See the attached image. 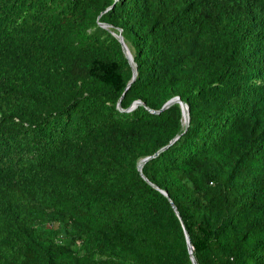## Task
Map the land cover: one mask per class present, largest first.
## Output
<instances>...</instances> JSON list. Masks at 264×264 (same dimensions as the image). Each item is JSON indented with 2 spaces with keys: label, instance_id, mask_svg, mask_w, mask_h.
<instances>
[{
  "label": "trees",
  "instance_id": "trees-1",
  "mask_svg": "<svg viewBox=\"0 0 264 264\" xmlns=\"http://www.w3.org/2000/svg\"><path fill=\"white\" fill-rule=\"evenodd\" d=\"M184 228L264 264V0H0V264H193Z\"/></svg>",
  "mask_w": 264,
  "mask_h": 264
},
{
  "label": "water",
  "instance_id": "water-1",
  "mask_svg": "<svg viewBox=\"0 0 264 264\" xmlns=\"http://www.w3.org/2000/svg\"><path fill=\"white\" fill-rule=\"evenodd\" d=\"M100 25L102 27H105V28H108L110 25L107 24V23H101L100 22ZM114 36L118 38L120 44H121V47H122V50L125 54V56L127 57L129 63L131 64L132 66V70H133V73H132V77H131V80L130 82L127 84V87L126 89L130 86V83L135 79V76H136V67H135V63L133 61V56H132V53L130 52L127 44L125 43L124 41V38H123V35L121 33V29L118 30L117 33L113 32ZM137 103H140V101H136L134 102V105H132V107L136 106ZM173 103H179L180 104V107H181V110H182V115H183V122L185 124V126L188 125V122H189V109H188V106L186 103H184L179 96H176L174 98H171L169 99L162 107L160 110H157V111H154L155 113H158L159 111L161 110H164L165 108L169 107L171 104ZM178 138V135L173 138L167 145L161 147L158 151H156L154 154L152 155H149V156H146L144 158H142L138 164V170L140 171L141 175L143 176V178L146 179V177L142 174V166L143 164L150 158L152 157H155L156 155L159 154V152H161L162 150H164L165 148H167L170 144H172L176 139ZM147 180V179H146ZM155 188L159 189L156 185L152 184ZM161 191V193H163L165 196L168 197V194L165 190H162V189H159ZM171 205L173 207V209L176 211V214H178V211L176 209V206L174 205V203L171 201ZM184 233H185V237H186V241H187V247H188V251H189V254H190V258L193 262V264H197L196 263V260L193 256V247H192V244L190 242V239H189V235H188V232L187 230L184 228Z\"/></svg>",
  "mask_w": 264,
  "mask_h": 264
}]
</instances>
